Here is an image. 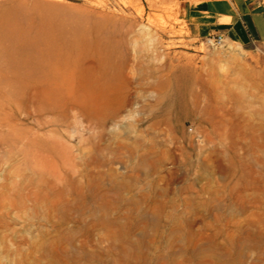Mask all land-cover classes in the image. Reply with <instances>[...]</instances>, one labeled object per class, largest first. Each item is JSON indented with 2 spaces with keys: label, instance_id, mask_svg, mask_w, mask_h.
Segmentation results:
<instances>
[{
  "label": "rangeland",
  "instance_id": "obj_1",
  "mask_svg": "<svg viewBox=\"0 0 264 264\" xmlns=\"http://www.w3.org/2000/svg\"><path fill=\"white\" fill-rule=\"evenodd\" d=\"M34 1L0 0V264H264V46L181 0Z\"/></svg>",
  "mask_w": 264,
  "mask_h": 264
},
{
  "label": "crops",
  "instance_id": "obj_2",
  "mask_svg": "<svg viewBox=\"0 0 264 264\" xmlns=\"http://www.w3.org/2000/svg\"><path fill=\"white\" fill-rule=\"evenodd\" d=\"M179 15L200 39L264 46V0H181Z\"/></svg>",
  "mask_w": 264,
  "mask_h": 264
},
{
  "label": "bare ground",
  "instance_id": "obj_3",
  "mask_svg": "<svg viewBox=\"0 0 264 264\" xmlns=\"http://www.w3.org/2000/svg\"><path fill=\"white\" fill-rule=\"evenodd\" d=\"M33 6L36 8L37 7L42 8L50 12H57L62 9L67 10V8H65L64 6H61L55 3L53 4V3L41 2L37 0L33 2ZM66 24L69 27L71 26L77 29L81 28L79 24H77V22L72 21V20H68ZM115 56H116V51L113 48L108 47L106 50L101 52V55L99 57V68L97 72H95L96 73L95 77H96V80L99 86L98 92H97L98 98L94 103V106L97 112L100 111L103 106V102H104V101L102 102L103 98L106 97L111 86L115 85V82L119 78Z\"/></svg>",
  "mask_w": 264,
  "mask_h": 264
},
{
  "label": "built area",
  "instance_id": "obj_4",
  "mask_svg": "<svg viewBox=\"0 0 264 264\" xmlns=\"http://www.w3.org/2000/svg\"><path fill=\"white\" fill-rule=\"evenodd\" d=\"M207 42L213 45H221L224 42V37L222 35H212L207 39Z\"/></svg>",
  "mask_w": 264,
  "mask_h": 264
}]
</instances>
